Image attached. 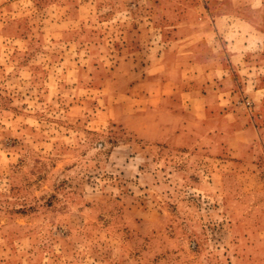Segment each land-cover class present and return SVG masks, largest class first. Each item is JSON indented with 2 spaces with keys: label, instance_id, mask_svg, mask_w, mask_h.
Here are the masks:
<instances>
[{
  "label": "rangeland",
  "instance_id": "1",
  "mask_svg": "<svg viewBox=\"0 0 264 264\" xmlns=\"http://www.w3.org/2000/svg\"><path fill=\"white\" fill-rule=\"evenodd\" d=\"M196 1L0 0V264H264V105L214 155L135 85Z\"/></svg>",
  "mask_w": 264,
  "mask_h": 264
},
{
  "label": "crops",
  "instance_id": "2",
  "mask_svg": "<svg viewBox=\"0 0 264 264\" xmlns=\"http://www.w3.org/2000/svg\"><path fill=\"white\" fill-rule=\"evenodd\" d=\"M163 14L171 34L150 48L135 85L155 82L147 91L153 106L199 115L211 129L197 135L213 142L214 155L238 136L260 134L264 0H199Z\"/></svg>",
  "mask_w": 264,
  "mask_h": 264
}]
</instances>
